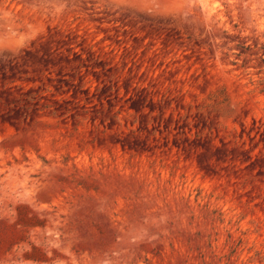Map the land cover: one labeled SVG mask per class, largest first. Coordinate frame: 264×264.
Returning <instances> with one entry per match:
<instances>
[{
  "label": "rangeland",
  "instance_id": "rangeland-1",
  "mask_svg": "<svg viewBox=\"0 0 264 264\" xmlns=\"http://www.w3.org/2000/svg\"><path fill=\"white\" fill-rule=\"evenodd\" d=\"M204 1L0 0V264H264V0Z\"/></svg>",
  "mask_w": 264,
  "mask_h": 264
},
{
  "label": "bare ground",
  "instance_id": "bare-ground-1",
  "mask_svg": "<svg viewBox=\"0 0 264 264\" xmlns=\"http://www.w3.org/2000/svg\"><path fill=\"white\" fill-rule=\"evenodd\" d=\"M204 2H205V3H206V5H207V0H205ZM206 5H205V7H206ZM207 7H208V6H207ZM210 10H211V9H210Z\"/></svg>",
  "mask_w": 264,
  "mask_h": 264
}]
</instances>
